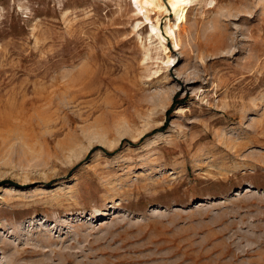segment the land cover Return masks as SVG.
Listing matches in <instances>:
<instances>
[{
  "label": "rangeland",
  "instance_id": "374dc122",
  "mask_svg": "<svg viewBox=\"0 0 264 264\" xmlns=\"http://www.w3.org/2000/svg\"><path fill=\"white\" fill-rule=\"evenodd\" d=\"M0 264H264V0H0Z\"/></svg>",
  "mask_w": 264,
  "mask_h": 264
}]
</instances>
